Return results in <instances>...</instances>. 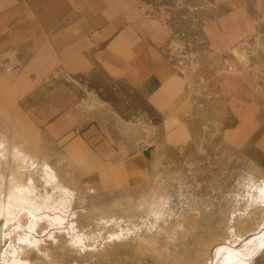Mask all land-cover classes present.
<instances>
[{
    "label": "crops",
    "instance_id": "crops-1",
    "mask_svg": "<svg viewBox=\"0 0 264 264\" xmlns=\"http://www.w3.org/2000/svg\"><path fill=\"white\" fill-rule=\"evenodd\" d=\"M5 64L32 123L123 184L196 123L264 167V0H0Z\"/></svg>",
    "mask_w": 264,
    "mask_h": 264
},
{
    "label": "rangeland",
    "instance_id": "rangeland-1",
    "mask_svg": "<svg viewBox=\"0 0 264 264\" xmlns=\"http://www.w3.org/2000/svg\"><path fill=\"white\" fill-rule=\"evenodd\" d=\"M233 54L246 61L242 49ZM14 86L15 74H0V264H264V167L223 144L216 124L158 146L148 176L126 185L50 139ZM11 195L23 198L21 211L8 207Z\"/></svg>",
    "mask_w": 264,
    "mask_h": 264
},
{
    "label": "bare ground",
    "instance_id": "bare-ground-1",
    "mask_svg": "<svg viewBox=\"0 0 264 264\" xmlns=\"http://www.w3.org/2000/svg\"><path fill=\"white\" fill-rule=\"evenodd\" d=\"M18 141H19V140H18ZM13 148H14V147H13ZM14 149H15V148H14ZM17 149H18V148H17ZM12 151H15V150H12ZM20 152H21V151H20ZM22 152H23V151H22ZM24 153H25V152H24ZM19 154H20V153H19ZM0 155H1V154H0ZM26 155H27V154H26ZM19 156H20L21 159H23L24 156H25V154L23 155V154L21 153ZM14 157H15V156H14ZM25 157H26V156H25ZM11 159H12V157H11ZM27 159H28V158H27ZM24 160H25V159H24ZM16 161H17V160H16ZM21 163H22V162H21ZM21 163H20V164H21ZM20 164H19V165H20ZM23 164H24V161H23ZM24 165H25V164H24ZM24 165H23V166H24ZM44 167H45V166H44ZM26 168H28V167H25V169H26ZM30 168H31V167H30ZM48 168H49V167H48ZM23 169H24V168H23ZM28 169H29V168H28ZM44 169H45V168H44ZM12 175H14V174H12ZM10 176H11V175H10ZM12 178H13V177H12ZM14 178H15V180H17L16 177H14ZM51 179H52V178H51ZM10 180H11V179H10ZM15 180H14V181H15ZM19 180H20V179H19ZM19 182H20V181H18V183H19ZM8 183H9V182H8ZM11 183H12V182H11ZM15 184H16V183H15ZM15 184H14L13 188L10 189V191H8L9 193H10L11 191H14V189H15ZM19 184H20V183H19ZM19 184H18V185H19ZM10 185H11V184H10ZM18 185H17V186H18ZM10 188H11V187H10ZM27 188H28V187H27ZM7 189H8V188H7ZM25 189H26V188H23V191H24ZM19 190H20V189H19ZM14 192H15V191H14ZM16 192H17V191H16ZM16 192H15V194H17ZM24 192H26V190H25ZM5 194H6V193H4V195H5ZM26 194H27V193H26ZM20 195H21V194H20ZM24 195H25V194H24ZM31 195H32V194H31ZM5 196L7 197L8 194H6ZM5 196H4V197H5ZM14 196H16V195H14ZM14 196L12 197V195H11V197L13 198V201L11 200V198H9V200L7 199V202L9 201V203H7V205H8L9 208L13 207V205H15V206L17 205V206H16V209H14V210H20V208H22V204H23V202H24V201H23V198L21 197V196H23V195H21L19 198H17L18 200H17ZM18 196H19V195H18ZM27 196H29V195L27 194ZM2 197H3V196H2ZM23 197H24V196H23ZM49 197H50V196H49ZM0 198H1V197H0ZM30 198L33 199L32 196H31ZM47 198H48V197H47ZM60 199H61V198H60ZM33 200H34V199H33ZM45 200H46V198H45ZM61 200H62V199H61ZM1 201H2V200H1ZM10 201H11V202H10ZM17 201H18V203H17ZM46 201H47V200H46ZM62 201H65V202L67 203L69 200L66 201L65 199H63ZM57 202H58V201H57ZM65 202H64V203L62 202V203L64 204V206H65V205H68V204H65ZM0 203H1V202H0ZM24 203H25V202H24ZM27 203H28V202H27ZM3 204H4V203H3ZM3 204L1 203V205H3ZM11 204H12V205H11ZM35 204H36V203H35ZM40 204H41V203H40ZM40 204H39V205H40ZM55 204H57V203L55 202ZM60 204H61V202H60ZM1 205H0V206H1ZM23 205H24V204H23ZM35 206H36V205H35ZM37 206H38V205H37ZM37 206H36V207H37ZM61 206H63V205L61 204ZM33 207H34V206H33ZM38 207H39V206H38ZM1 208H3V207L1 206ZM9 208H8V209H9ZM39 208H40V207H39ZM11 209H12V208H11ZM11 209H9V210H11ZM34 209L36 210V212L38 211L36 208H34ZM34 209H33V210H34ZM3 210H4V209H3ZM9 210H8V212H9ZM14 210H13V211H14ZM21 210H22V209H21ZM21 210H20V211H21ZM30 210H31V208H30ZM39 210H40V209H39ZM43 210H44V209H43ZM46 210H48V209H46ZM54 210H55V209H54ZM11 211H12V210H11ZM23 211H25V210H23ZM1 212H2V211H1ZM3 212H4V211H3ZM5 212H6V210H5ZM18 212H19V211H18ZM26 212H27V211H26ZM33 212H34V211H33ZM38 212H39V211H38ZM43 212H44V211H43ZM15 213H16V212H15ZM31 213H32V212H31ZM1 214H2V213H1ZM27 214H28V213H27ZM33 214H34V213H33ZM4 215H5V214H4ZM45 215H46V214H45ZM45 215H44V216H45ZM41 216H43V215H41ZM56 216H57V215H56ZM37 218H38V217H37ZM48 218H51V217H48ZM46 219H47V218H46ZM53 219H54V217H53ZM56 219H57V218H56ZM4 220H5V219H4ZM39 220H40V219H39ZM44 220H45V219H44ZM47 220H48V219H47ZM51 220H52V219H51ZM32 221H34V220H32ZM32 221H31V222H32ZM45 221H46V220H45ZM49 221H50V220H49ZM53 221H54V220H53ZM53 221H52V222H53ZM31 222H29V223H31ZM46 222H47V221H46ZM32 223H33V222H32ZM35 225H36V224H35ZM29 229H30V228H29ZM2 231H3V227H2V225H0V245H2V244H1ZM38 241H39V240H38ZM229 247H230V246H229ZM227 248H228V247H227ZM229 254H230V252H229ZM231 255H232V253H231ZM227 258H228V257H227ZM22 263H23V262H22ZM24 264H25V263H24Z\"/></svg>",
    "mask_w": 264,
    "mask_h": 264
},
{
    "label": "built area",
    "instance_id": "built-area-1",
    "mask_svg": "<svg viewBox=\"0 0 264 264\" xmlns=\"http://www.w3.org/2000/svg\"><path fill=\"white\" fill-rule=\"evenodd\" d=\"M18 70H19V66L17 64H5L4 66H0V74H4V75L16 74ZM145 138H146V133L143 132L141 135V139L138 142V147L141 149L147 146Z\"/></svg>",
    "mask_w": 264,
    "mask_h": 264
}]
</instances>
